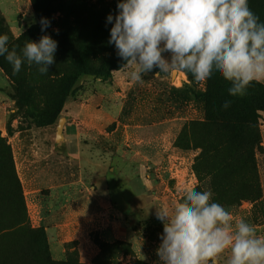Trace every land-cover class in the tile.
I'll use <instances>...</instances> for the list:
<instances>
[{"label":"rangeland","instance_id":"1","mask_svg":"<svg viewBox=\"0 0 264 264\" xmlns=\"http://www.w3.org/2000/svg\"><path fill=\"white\" fill-rule=\"evenodd\" d=\"M84 1L92 9L111 6L113 15L117 11L118 0L81 2ZM248 3L260 21L264 22V0H248ZM33 15L35 23L33 20L26 29L37 24L34 8ZM60 16L61 13L57 11L51 13L49 18L56 22ZM86 16L84 11L69 16L68 22L74 21L75 17L78 19L76 34H79L78 39L83 38L84 44H66L69 46L66 49L68 56L65 59L57 58L58 54L54 57V74L59 73L64 65L70 67V63L76 60L84 59L88 65L93 66L102 57L111 58L116 54L114 46L108 43V36L105 34V37L104 33L93 28L95 20L91 23V19L94 16ZM98 17L106 21L107 16ZM55 30L54 25L47 28V31ZM4 31L11 35L8 25L0 21V34ZM68 33L75 34L73 31ZM134 67L123 66L112 70L111 78L106 80L92 75L79 76L73 86L78 87L77 90L65 97L57 119L44 126H37L27 115L26 106L13 100L12 83L10 88L4 90L8 102L6 106L0 107V136L6 139L10 147L16 139L11 137L18 130L23 131L17 141L33 144L35 148L41 147L43 143L58 142L64 133L68 143L86 145L92 163L98 166H84L83 162L76 161L69 176L64 171L59 185L68 184L69 203L61 197V193L59 197L61 202L67 203L64 208L69 207L72 214L65 215L60 210L58 217L61 218V225L56 228L58 230H50V243L44 226L35 231L26 227L23 229V225H13L5 238V244L11 247L10 242H15L17 249L15 246L16 252L11 256L10 253L0 254V264H48L27 261L37 247L40 248L39 255L57 260L59 264L61 261H67L68 264H159L156 249L160 244L163 225L156 219V207L171 209L187 189H210L214 194L213 199L224 205L234 220L245 219L255 226L257 235L264 236V228L259 227L264 223L261 198L256 202L241 200L226 204L234 190L239 193L242 190L232 188L230 192L223 190L222 193L216 190L213 186L220 184L218 180L213 184L204 174L209 163L204 159L196 160L199 150L189 141L191 122L204 118L203 103L195 97V93L206 90L209 81L219 84L218 79L221 77L213 76L206 81L195 82L185 72H179L171 75L162 73L155 77L148 74L142 80L134 81L129 76ZM35 74L33 82L40 84L41 88L34 93L32 102L42 108L48 100L49 88L42 86L44 74L39 71ZM52 84L53 81L49 87ZM26 149L29 150V146ZM261 151L255 153L259 184ZM196 163L202 175L201 180L194 170ZM15 171L17 173L16 166ZM22 185L25 199L27 192L24 187L27 190V183ZM45 192L43 190L41 194ZM27 202L25 199L27 214L30 210L34 218V207L30 201ZM3 209L1 206L0 211ZM77 210H82L87 219L77 220L74 216ZM6 215L11 221L15 218L13 213ZM45 216L46 221L51 218V215ZM67 218L70 220L65 221ZM48 224H55V220ZM227 256L225 252L217 264H226Z\"/></svg>","mask_w":264,"mask_h":264},{"label":"clouds","instance_id":"2","mask_svg":"<svg viewBox=\"0 0 264 264\" xmlns=\"http://www.w3.org/2000/svg\"><path fill=\"white\" fill-rule=\"evenodd\" d=\"M116 9L106 17L108 43L123 66H135L129 73L134 81L162 73L187 72L195 82L219 76L233 97L264 82V22L248 0H118ZM39 23L42 32L51 27L46 17ZM8 42L0 34V57L14 73L27 63L47 74L55 62L58 42L50 35L11 50ZM230 105L225 101L222 107ZM213 196L210 189H187L171 209L156 207L163 225L159 264H217L225 252L226 264H264V236L245 219L234 220Z\"/></svg>","mask_w":264,"mask_h":264},{"label":"trees","instance_id":"3","mask_svg":"<svg viewBox=\"0 0 264 264\" xmlns=\"http://www.w3.org/2000/svg\"><path fill=\"white\" fill-rule=\"evenodd\" d=\"M82 0H31L32 6L37 16V24L29 27L17 37H11L9 32H2L9 37V49L14 46L23 47L28 40L38 41L42 35H50L58 42L55 56L65 59L68 56V45L76 42L80 46L83 38L78 39L76 27L79 25L78 19L68 22L70 15H78L84 11L86 17L93 15L91 23L94 21L93 28L106 37L110 36L111 25L107 24L98 17V15L113 14V7H94L88 6V3ZM60 12V18L54 22L49 18L53 12ZM46 17L51 21V25L56 26L57 31L42 32L40 18ZM0 21L4 19L0 14ZM69 23V24H68ZM68 26H71L70 28ZM84 30V29H82ZM81 30V31H82ZM73 31L75 34H69ZM106 34V35H105ZM101 35V36H103ZM59 36H62L59 38ZM103 46V45H102ZM19 47L17 51L19 52ZM61 61V60H60ZM124 61L118 57L117 53L111 57H102L98 64L88 65L84 59L76 60L70 63V67L64 65L59 73L54 74L55 62L49 66V72L44 74L43 87H48L47 102L42 108L33 104L34 93L41 88L40 84L33 82L36 77L37 67L25 63L19 73H14L12 66L0 57V68L11 81L14 87L12 94L13 100L17 104L26 106V113L32 118L37 126L52 124L61 112L65 97L78 87L73 88L75 82L82 75L94 76L103 80L111 78V71L120 69ZM72 69V70H71ZM74 69V70H73ZM191 81H194L190 73L185 72ZM50 77V79H49ZM51 77L53 80H51ZM219 84L209 81L206 90L196 92L195 97L203 103L204 118L191 122L189 127V141L193 147L199 150L197 159L207 161V171L204 172L210 181L218 180V186H213L219 192L231 191L232 188H239L242 193L233 191V195L226 204L238 203L241 200L256 202L261 198V188L259 184L258 172L256 168L255 153L261 150V135L259 129L260 113L264 112V89L262 85L254 82L249 86L244 96H230L228 88L230 84L222 77ZM54 82L49 87L50 82ZM44 93V91H43ZM45 94V93H44ZM225 101H231L229 108L224 109L222 105ZM196 163L194 170L199 180L202 179ZM210 184V183H209ZM221 192V193H222ZM7 210L0 211V254L16 252L15 242L10 245L5 244V238L9 234L13 225H23V229L39 231L42 226L31 227L25 199L22 191L21 182L17 176L14 166V160L10 145L6 139L0 136V207ZM3 212V213H2ZM13 213L15 218L11 219L6 214ZM22 215V216H21ZM21 217L18 219V217ZM8 241V240H7ZM17 249V246H16ZM40 248L32 251V259L27 261H38L40 263L59 264L48 256L39 255ZM60 264H68L67 261H61Z\"/></svg>","mask_w":264,"mask_h":264},{"label":"crops","instance_id":"4","mask_svg":"<svg viewBox=\"0 0 264 264\" xmlns=\"http://www.w3.org/2000/svg\"><path fill=\"white\" fill-rule=\"evenodd\" d=\"M0 14L3 17L5 23L8 25L11 35L14 37H17L22 32H24L29 23L34 20L31 0H0ZM261 85L264 87V82H262ZM10 86L11 81L0 68V107L6 106L8 102L5 100L7 98V94L4 90L10 88ZM259 129L262 150L259 155V170L262 191L261 202L264 209V112L262 113ZM22 131L23 130H18L16 134L11 137L12 139L16 138L15 142L11 144V150L13 159L15 160L14 163L16 164L15 166L17 169V175L21 181V184L27 183V190H25L24 187L25 193L27 192V194H25V199L28 202L30 201L32 207H34V218H32L30 210L28 214L29 219H31L30 222H32L31 226H44L48 233V240L50 243V230H55L61 225V218L58 217L60 210L63 211L65 215H68L69 213L72 214V212H70L72 210L68 209L69 207L64 208L67 203L61 202L60 200L63 196L62 198H65L68 202L70 197L69 189L67 190L68 184L59 185L61 174L66 171L67 175L69 176V171H73V166L76 161L81 163L83 162L84 166L94 164L95 167H97L98 165L96 163H92L93 160L86 145H81L79 143H68L65 141L67 135L64 136V133L61 137V139H64V141H61L60 139L58 142H50L49 144L43 143L41 147L35 148L33 147V144L29 143L27 145L17 141V139H20V133H22ZM27 146H29V150L26 149ZM16 156H18V159ZM83 178L86 180L84 174ZM43 190L46 192L41 194V191ZM60 193L61 197H59ZM45 215H51V218L46 221L47 216ZM83 215L84 214L82 210H77L74 216L77 218V220L83 221L85 218ZM54 220L55 224H48V222H52ZM68 220H70V218L65 219V221ZM260 226L261 229H263L264 223H261L259 227ZM60 230L62 233L61 228ZM52 234L54 233L52 232ZM52 236L54 238V235Z\"/></svg>","mask_w":264,"mask_h":264},{"label":"water","instance_id":"5","mask_svg":"<svg viewBox=\"0 0 264 264\" xmlns=\"http://www.w3.org/2000/svg\"><path fill=\"white\" fill-rule=\"evenodd\" d=\"M62 120H63V119L61 118L60 121H62ZM60 131H61V129H60ZM60 131H58V133H59Z\"/></svg>","mask_w":264,"mask_h":264},{"label":"bare ground","instance_id":"6","mask_svg":"<svg viewBox=\"0 0 264 264\" xmlns=\"http://www.w3.org/2000/svg\"><path fill=\"white\" fill-rule=\"evenodd\" d=\"M60 125V124H59ZM58 129V128H57Z\"/></svg>","mask_w":264,"mask_h":264}]
</instances>
